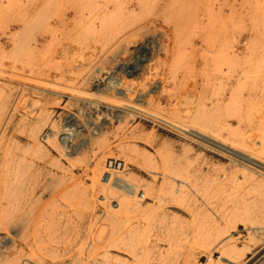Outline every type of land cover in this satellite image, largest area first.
Here are the masks:
<instances>
[{"label": "rangeland", "instance_id": "374dc122", "mask_svg": "<svg viewBox=\"0 0 264 264\" xmlns=\"http://www.w3.org/2000/svg\"><path fill=\"white\" fill-rule=\"evenodd\" d=\"M162 1L0 0V264H264V70L192 54L264 8Z\"/></svg>", "mask_w": 264, "mask_h": 264}, {"label": "crops", "instance_id": "0c3cea01", "mask_svg": "<svg viewBox=\"0 0 264 264\" xmlns=\"http://www.w3.org/2000/svg\"><path fill=\"white\" fill-rule=\"evenodd\" d=\"M169 0H163L160 7L166 6ZM240 9H260L264 8V0H193V14L191 16H182L172 19L173 23L200 25H220L228 22L229 9L232 6ZM248 19V18H247ZM165 18H161L159 23H164ZM195 28V27H194ZM231 33H223L213 28L209 31H200L193 37L192 54L198 57L195 67L201 70L205 64L202 56L214 54L219 46L224 43H232V48L236 51L237 57H233L230 70L234 72L236 84L237 78L241 77L244 71L249 67L253 69L264 70V34H255L247 32L241 36H233ZM239 39L240 44L233 41ZM187 48L183 49L185 53ZM188 50H190L188 48ZM252 51V52H251ZM250 56L252 59L250 60ZM248 60V61H246ZM252 62L249 64L248 62Z\"/></svg>", "mask_w": 264, "mask_h": 264}, {"label": "bare ground", "instance_id": "6f19581e", "mask_svg": "<svg viewBox=\"0 0 264 264\" xmlns=\"http://www.w3.org/2000/svg\"><path fill=\"white\" fill-rule=\"evenodd\" d=\"M199 139H201V138H199ZM227 147V146H226ZM228 148V147H227ZM226 148V149H227ZM231 148L229 147V150H230ZM228 150V149H227ZM232 150V149H231ZM227 152H229V151H227ZM231 152V151H230ZM229 152V153H230ZM240 155V154H239ZM258 165V164H257ZM107 170H109V172H107V173H105V175L103 176V181L105 182V184H107V183H110L111 181H112V178H113V174H115L116 172H120V171H122V169L124 168V163H122V162H120V161H118V160H110V162L108 163V165H107ZM263 168V167H262ZM96 177V176H95ZM116 177H117V175H116ZM113 185L116 187V189L118 188V190L120 191H124V193H129V194H134V192L136 193V191H137V188L133 185V184H131V183H129L128 181H126V180H124V179H121V178H116L114 181H113ZM113 186V187H114ZM140 199L141 198H144L145 197V193H143V194H141L140 193ZM138 196V197H139ZM106 200V198L105 197H103V202ZM117 206L119 207V203L117 204ZM220 256L219 257H217L215 260H220ZM222 261V260H221ZM224 262H226L227 264H234V262L235 261H232V259L231 260H224ZM219 263V262H218ZM225 263V264H226ZM224 264V263H223Z\"/></svg>", "mask_w": 264, "mask_h": 264}]
</instances>
